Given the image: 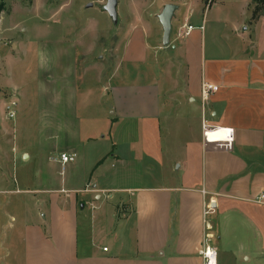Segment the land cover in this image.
<instances>
[{
	"label": "crops",
	"instance_id": "crops-1",
	"mask_svg": "<svg viewBox=\"0 0 264 264\" xmlns=\"http://www.w3.org/2000/svg\"><path fill=\"white\" fill-rule=\"evenodd\" d=\"M169 3L178 8L165 45L159 16ZM122 6L120 65L139 64L143 78L109 93L114 123L139 126V154L126 156L140 161L137 182L106 188L93 177L107 155L125 159L113 145L89 178L51 158L68 177L48 174L15 200L0 176V264H203V244L217 248L218 264H264V10L253 18V0H118V19ZM165 67L176 76L160 81ZM204 82L219 87L205 102ZM68 135L63 151L83 163L79 134ZM118 191L129 199L84 216L87 203L104 202L99 192Z\"/></svg>",
	"mask_w": 264,
	"mask_h": 264
},
{
	"label": "rangeland",
	"instance_id": "rangeland-1",
	"mask_svg": "<svg viewBox=\"0 0 264 264\" xmlns=\"http://www.w3.org/2000/svg\"><path fill=\"white\" fill-rule=\"evenodd\" d=\"M202 1L209 4L217 0ZM106 2L4 0L5 8L0 13V176L10 179L6 187L11 192L4 195L8 200H15L18 190L23 193L36 187L42 182L37 179L48 174L59 182L68 177L69 170L65 168L60 173L61 168L51 158L72 154L63 150L69 142L68 134L75 129L86 157L83 163L75 158L73 172L81 174L86 170L89 178L94 171L89 166L100 155H107L113 145L125 159L112 160L107 155L93 177L98 176L99 185L106 188L123 189L137 182L140 161L131 156L128 161L126 156L131 154V148L135 150L134 157L139 154V126L137 122L114 123L109 88L115 83L139 82L143 77L139 64L120 65L127 8L121 7L122 16L115 25L103 9ZM168 49L173 51L172 45ZM156 71L160 81L171 72L166 67L163 72L159 68ZM175 71L171 73L176 76ZM180 73L183 76L181 69ZM149 75L146 78L150 79ZM8 103H15L14 119L7 117ZM25 154L30 155L29 159ZM150 169L155 174L156 169ZM98 194L104 202L99 208L87 203L84 216L108 211L120 200L129 199V194L122 191ZM88 195L94 198V194ZM4 222L13 223L11 218ZM116 230L118 241H127L123 228ZM104 243L110 245L108 241Z\"/></svg>",
	"mask_w": 264,
	"mask_h": 264
},
{
	"label": "built area",
	"instance_id": "built-area-1",
	"mask_svg": "<svg viewBox=\"0 0 264 264\" xmlns=\"http://www.w3.org/2000/svg\"><path fill=\"white\" fill-rule=\"evenodd\" d=\"M192 26H189L184 34H188L192 30ZM219 90V87L214 84L204 82L202 85V100L205 102L209 99L211 93H215ZM6 114L9 119H14L16 116L15 103H8L5 106ZM76 154H67L61 153L58 157L59 162L63 165L75 161ZM261 199H264V194L261 196ZM106 250V249H105ZM200 255L203 259V264H218V250L215 246L211 244H203Z\"/></svg>",
	"mask_w": 264,
	"mask_h": 264
},
{
	"label": "water",
	"instance_id": "water-1",
	"mask_svg": "<svg viewBox=\"0 0 264 264\" xmlns=\"http://www.w3.org/2000/svg\"><path fill=\"white\" fill-rule=\"evenodd\" d=\"M118 0H107L106 4L103 6V9L108 12L111 20L116 25L118 23ZM178 8L177 4H166L163 11L159 16V20L163 27V43L167 45L169 43V38L172 29V18Z\"/></svg>",
	"mask_w": 264,
	"mask_h": 264
},
{
	"label": "trees",
	"instance_id": "trees-1",
	"mask_svg": "<svg viewBox=\"0 0 264 264\" xmlns=\"http://www.w3.org/2000/svg\"><path fill=\"white\" fill-rule=\"evenodd\" d=\"M173 1H177V0H173ZM253 1L255 3L253 9V18H256L264 10V0H253ZM4 8H5L4 0H0V13L4 10Z\"/></svg>",
	"mask_w": 264,
	"mask_h": 264
}]
</instances>
